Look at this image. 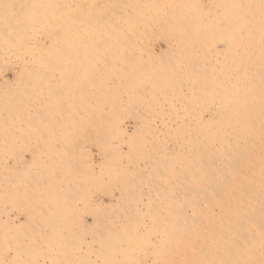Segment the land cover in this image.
I'll list each match as a JSON object with an SVG mask.
<instances>
[{
    "label": "bare ground",
    "instance_id": "6f19581e",
    "mask_svg": "<svg viewBox=\"0 0 264 264\" xmlns=\"http://www.w3.org/2000/svg\"><path fill=\"white\" fill-rule=\"evenodd\" d=\"M74 2L71 8L67 0H0V60L14 58L20 67L14 70L7 59L11 66L0 68V264H127L132 253L126 251L145 220L159 224L158 234L163 223L158 237L164 238L145 237L154 254L151 264H264V0H90L84 15ZM57 15L64 24L57 26ZM158 27L165 30L158 37L165 49L152 51L164 60L155 66V59L147 60L149 52L146 59L135 45ZM200 44L202 61L195 54ZM114 92L120 94L113 101ZM181 98L186 112L203 101L209 118L197 121L187 112L196 118L193 127L184 115L183 122H170L173 115L155 124L162 118L158 109L175 108ZM88 105L110 111L156 108L155 128L134 129L153 140L134 134L136 142L129 135L136 158L124 154L132 171L115 158L123 156L122 135H115L124 128L117 129L120 122L116 129L91 127L80 114ZM181 129L186 140L175 136L168 158L163 135L170 138ZM92 143L111 158L99 165L108 163L117 175L106 171L102 177L99 170L98 178L79 160L76 150ZM147 165L154 177L144 174ZM166 172L175 190L166 193L169 185L163 186L165 200L149 197L143 204L139 184L150 179L149 195L162 194ZM93 186H102L95 193L105 192L108 203L88 206L85 196ZM132 204H143L147 216L131 215ZM138 207L132 211H141ZM119 219L125 223L120 227Z\"/></svg>",
    "mask_w": 264,
    "mask_h": 264
},
{
    "label": "rangeland",
    "instance_id": "374dc122",
    "mask_svg": "<svg viewBox=\"0 0 264 264\" xmlns=\"http://www.w3.org/2000/svg\"><path fill=\"white\" fill-rule=\"evenodd\" d=\"M69 1H70L71 3L68 2V0H67L68 6H71V8H72V7H75V5H74V4H75V2H74L75 0H69ZM77 1H78V3H79V4H78V7L81 9L82 14L84 15V14H85V11L88 12V10H89L90 0H82V1L77 0ZM86 1H87V2H86ZM88 1H89V3H88ZM87 3H88V4H87ZM70 4H71V5H70ZM73 5H74V6H73ZM85 6H86V8H85ZM206 7H207V6L205 5L204 8H206ZM63 12H64V11H63ZM61 13H62V12H60V15H61ZM65 13H66V12H65ZM65 13H64V14H65ZM62 14H63V13H62ZM58 17H60V16L57 15V16H56L57 20L55 19V20H56L55 23L57 24V26H59L58 23H59L60 21H63V24H64V20H65V19H64V18H58ZM62 17H63V16H62ZM88 19H89V18H88ZM55 20H54V21H55ZM61 23H62V22H61ZM61 23H60V26L62 25ZM54 26L57 28V26H56L55 24H54ZM62 26H63V25H62ZM62 26H61V28H62ZM168 27H169V26H168ZM160 28H161V27H160ZM160 28L158 27V29L154 30V34H155V35H152L153 33H152V34H148V35H146V36L144 37V40H143L142 42L139 41L140 44H136V45H135V46L138 47L139 49H142V51H143L144 54H146L147 52H149V53H148L149 55L146 54L145 57L148 55L149 58L147 59V57H146V59H147L148 61H150V62H151V60H152V62H153V60L155 59V60H154L155 62H153L154 65H155L156 63H157V64L160 63L161 61H162V62L164 61V60H162V58H161V61H159L160 59L158 58V59H159V60H158L157 57H155V55L153 54V52H155L156 54H159L157 51H159V50H164V49H165V43L161 40V38L159 39L158 37H160V32L162 33L163 31H165V30H163V29H165V28H167V27L165 26V28H164V26H163V27H162L163 29L161 28L162 31H160ZM63 29H64V27H63ZM175 29H176V30H175ZM65 30H66V29H65ZM79 30H83V31H84V29H82V28H79ZM79 30H78V31H79ZM125 30H126V29H125ZM157 30H158V31H157ZM59 31H62V32H63L62 29L59 30ZM126 31H127V30H126ZM155 31H156V32H155ZM166 31H168V32H171V31H179V28L177 29V27H175V28L173 29V28L169 27V28H167ZM64 32H65V31H64ZM151 35H152V36H151ZM150 36H151V37H150ZM147 37H148V38H147ZM149 37H150V38H149ZM153 39H155V40H153ZM147 40H148V43H147ZM149 40H150V41H149ZM139 42H138V43H139ZM154 42H155V43H154ZM142 43H143L144 46H146V47L142 46ZM30 44H31V43H29L28 46H29V48L31 49L32 45H30ZM150 44H153V46L151 45V47H150ZM30 46H31V47H30ZM147 47H148V48H147ZM198 48H202V44H200L199 47L196 46V48H195V51H196L195 54L198 55V53H199L200 58H201L200 61H202V60H203V58H202L203 56L201 57L202 52H197V49H198ZM145 50H146V51H145ZM152 51H153V52H152ZM151 52H152V53H151ZM210 52L212 53V50H211ZM211 53L209 54V56L212 55ZM151 55H153L154 58H153V56H152V58H151ZM2 59H3V60H2V61L0 60V61H1V62H4V64H3V63H0V65H3V66H0V68L5 67V66H11V65H12V66H13L12 68H13L14 70H16V71H18V70L20 69L19 65L13 62V61L16 60V59L11 58V57H10V58H6V60H5V58H2ZM7 59H8V60L10 59L9 62L12 63V64L10 63L11 65H9V64L6 65V64H7L6 61H8ZM150 59H151V60H150ZM4 60H5V61H4ZM156 60H158V61H156ZM65 61H67V60H65ZM68 61H69V60H68ZM200 61H199V63H200V66L202 67V63H201ZM9 62H8V63H9ZM152 62H151V63H152ZM66 63H67V62H66ZM157 64H156L155 66H157ZM208 66H209V64L207 65V67H208ZM1 70H2V69H1ZM200 71H201V68H199V72H200ZM200 74H201V72H200ZM6 76H7L8 79H10V80L12 79V75H11L10 73H7ZM38 86H41V84L38 85ZM40 91H41V87H40ZM114 93H115V95L112 93V94L110 95V97H109V98H110L111 100H113V101H114V99H115L114 96L119 95L120 92H114ZM185 93H186V92H185ZM185 95H189V94L186 93ZM108 96H109V95H108ZM112 96H113L114 99H112ZM181 99H182V100L179 101L180 103H179V102H177L178 104L176 103L178 106H176L175 108H174V107H173V108L171 107V108H170L171 110H170L169 108L166 109L167 107H164V109H163V108H162V109H161V108L158 109L159 112H157V113H160V114H161V115H158V116H162L163 119H162V118L159 119V117H156L157 115L155 116V113H156V111H157L156 108H155V109L152 108L151 110H149L150 108L148 107L149 109H146V108H145L146 106H144V108H143V106H142L143 109H141L140 106L132 107V108H133V109H132V108H130L129 106L126 105L127 107H126V106H123V107H124L123 109H121L120 107H118V108H114V107H112L113 109H111V111H110V108H111V107H107V108H106V106H105L106 109H105V108H102V109H104V110L102 111V109H100V110H99V109H96V107H95L96 105L93 106L94 109L90 110V106L88 105L89 107L87 106V109L84 110V111H83L82 113H80V114H81L82 121H86V122H89V121H90V124H89V123H88V124H89L91 127H92V125H93V127H99V128H100V127H101V128H102V127H103V128H104V127L115 128L114 126H115L116 124L118 125V123L120 122V123H119L120 126H116L117 129H119V128L123 129V128H124L123 130H119V131H121V132H122V131L124 132V130H127V131H126V133L124 132L125 135H124L123 132H122V134H121V132H119V134L115 135L116 137H117L118 135H119V136L122 135V136H120V137H122V138H119V143H120V142L123 143V145H121L122 143L119 145V151H120L119 154H120L121 156L123 155L122 158L120 157V155H119L120 158H117V157H115V158H116L117 160H119V159L122 160V161L120 160L119 164L121 163L123 166H128V165H129L128 167H129V169L132 171V169H133V168H131V167H132V164H131V165L129 164V160H127V158H130V160H132L133 157H134V158H136V157H135V153L131 150L130 143H129V144L127 143V142L130 141V140H129V135L132 134V136H133L134 134H137L138 136L136 135V137H138V139H139V137L141 138V137L144 136L145 139L147 138L148 140H151V141L153 140V139H151L150 137H148V136H150V133H148L147 131H143V132H141L140 134H138V133H136V132L134 131L135 128H137V127H144V126H145V127L147 126V127L155 128V124H160V120H163V121L166 122L167 120H169L168 118L173 117V115H177V116H174L173 118H171L170 122H171L172 120L177 121L178 123H179V120H180L181 122H183V121L186 122L187 120H190V121H191V118H192L194 121H193V120L191 121V123H190V124H192L191 127L195 126V125L193 124V122H196V118H197V121L199 120V117H200V116H201L200 120L209 118V112L206 110V108H204L205 110L203 109V107H204L203 101L200 102V103H202L201 106H200V103H197V104L199 105V107L196 106L198 109H196L195 105L192 106V107H194V110H193V108L191 107V108H189L190 111H188V108H187V112H191V114H190V113H187V112H186V109H185V108H183V107L185 106V102H184L185 99H184V98H181ZM107 102H109V101H107ZM110 103H111V102H110ZM181 103H182V104H181ZM183 103H184V104H183ZM197 104H196V105H197ZM93 105H94V104H93ZM179 106H180V107L182 106V107L179 108ZM201 107H202V108H201ZM75 108H76V106H75ZM77 108H78V107H77ZM77 108H76V111L79 110V108H78V109H77ZM126 108H127V110H126ZM178 108H179V109H178ZM182 108H183L185 111H184ZM200 108L202 109L203 112L200 110ZM107 109H109V112H107ZM120 109L122 110V111H120V112H123V114L119 112ZM128 109H132V110H128ZM134 109H135V112H134V113H135V115L137 116V117H136L137 120L135 119V117H133V114H134V113H133L132 111H134ZM145 109H146V110H145ZM153 109H154V110H153ZM172 109H173V110H172ZM175 109H176V110H175ZM94 110H96V111H94ZM98 110H99L100 113H102V114L106 113V114H105V117H103L104 115H102V114L100 115V114L98 113V112H99ZM105 110H106V111H105ZM124 110H126V111H124ZM139 110H140V111H139ZM141 110H143V111L141 112ZM148 110H149V112H148ZM160 110H162V111L160 112ZM166 110H167V111H166ZM179 110H180V111H179ZM181 110H182V111H181ZM197 110H198V111H197ZM209 110L213 111L212 108H210ZM88 111H89V112H88ZM91 111H93V112H92L93 115H91ZM97 111H98V112H97ZM101 111H102V112H101ZM113 111H114V112H113ZM115 111H116V112H115ZM117 111H118V113H117ZM136 111H137V112H136ZM144 111H146V112H144ZM150 111H151V113H150ZM153 111H155V113H153ZM164 111H165V112H164ZM170 111H172V112H170ZM173 111H175V112H173ZM193 111H194L195 114L193 113ZM95 112H96L97 114H96ZM111 112H112V113H111ZM125 112H128L129 114H128V113L126 114ZM130 112H132V113H130ZM138 112H139V115H137ZM168 112H169V113H168ZM183 112H184V113H183ZM198 112H199V115H198ZM200 112H201V113H200ZM78 113H79V111H78ZM83 113H84L85 115H84ZM86 113H87V114H86ZM107 113H108V114H107ZM115 113H116V114H115ZM136 113H137V114H136ZM148 113H149V114H148ZM167 113H168V115H166ZM171 113H172V115H171ZM174 113H176V114H174ZM178 113H179V114H178ZM186 113H187V116H191V115L193 114V116L195 117V115H196V118H194L193 116H192L191 118H190V117H187V116H186ZM82 114H83V115H82ZM89 114H90V116H89ZM95 114H96V115H95ZM114 114H115V115H114ZM124 114H125V115H124ZM140 114H141V117H139ZM146 114H147V115H146ZM86 115H88L87 118L85 117ZM94 115H95V116H94ZM99 115H100L101 117H100ZM106 115H108V116L106 117ZM110 115H111V117H110ZM113 115H114V116H113ZM118 115H119V116H118ZM129 115H131L133 118H132L131 116H129ZM135 115H134V116H135ZM144 115H145V116H144ZM149 115H151V117H152V115H153L152 119H150ZM183 115H184V116H183ZM83 116H84V117H83ZM97 116H98L99 119H97ZM115 116H117V118H116ZM120 116H121V119H122V118H124V119H125V118H128L129 120H128V119H127V120L122 119V121L124 120V121L122 122L121 119H120ZM122 116H123V117H122ZM125 116H127V117H125ZM128 116H129L130 118H129ZM164 116H165L166 118H165ZM179 116H180V117L183 116V117H182V118H183V121H182V118L180 119ZM197 116H198V117H197ZM207 116H208V117H207ZM89 117H90V118H89ZM92 117H93V119H92ZM94 117H95V118H94ZM113 117H114V118H113ZM138 117L140 118L139 120H138ZM143 117H144V118L146 117L145 119H147V122H148V123H151V124L145 123L146 121H145V119H143ZM147 117H148V118H147ZM177 117H178V118H177ZM100 118H101V119H100ZM104 118H105L106 120H104ZM112 118H113V119H112ZM118 118H119V119H118ZM141 118H142L143 121H144V122H143L144 125L141 123V122H142V119H141ZM174 118H175V119H174ZM184 118H185V119H184ZM88 119H89V120H88ZM107 119H109V120H107ZM116 119L118 120V122H117ZM132 119H133V120L135 119V120L133 121ZM148 119H149V120H148ZM154 119H155V120H156V119H157V120L159 119V120H158L159 123L152 124V122L154 123V121H155ZM176 119H177V120H176ZM95 120H98V121L100 120V122H98V121H97L96 123H95V122H92V121H95ZM101 120H102V121H101ZM114 120H116V121H114ZM152 120H153V121H152ZM108 121H109V122H108ZM129 121H130V122H129ZM138 121H139V122H138ZM158 121H156V122H158ZM114 122H115V123H114ZM116 122H117V123H116ZM125 122H126V124H124ZM128 122H129V125H128ZM94 123H95V124H94ZM97 123H98V125L102 123L101 125H103V126H101V125L98 126V125H96ZM107 123H108V124L110 123L109 126L106 125ZM83 124H84V123H83ZM91 124H92V125H91ZM122 124H123L124 126H122ZM140 124H142V126H139ZM185 124H186V123H185ZM185 124H184V126H185ZM110 125H112V126H110ZM150 125H151V126H150ZM169 125L171 126V123L168 124V126H169ZM84 126H85V125H83V127H84ZM86 126H87V123H86ZM153 126H154V127H153ZM172 126H173V127L176 126V127H180V128H181V127H184L183 124H182V126H181V125H178V126H177V125H172ZM156 127L158 128L159 125L156 126ZM164 127H165V126H164ZM132 128H133V129H132ZM115 129H116V128H115ZM160 130H162L161 127L159 128V131H160ZM142 133H143V135H142ZM144 133H145V134H144ZM146 133H148L147 136H146ZM179 133H180V134H179ZM186 133H187L186 131H184V130L181 129L180 131H179V130L176 131V132L174 133V136L172 135L173 137L169 135L170 138H168V137H167V134H165V136L163 135V137H164V139H163V140H164V141H163L164 145H163V146L166 147V144H167L166 155H167L168 158L171 157V156H170V154H171V150H170L171 147H170V146H172L171 144H172V142H173V138H174L175 136L177 137V136L182 135V136H184V138H185V140H186ZM175 134H176V135H175ZM177 134H178V135H177ZM191 134L195 135V133H193V132H192ZM139 135H140V136H139ZM119 136H118V137H119ZM132 136H130V138H131ZM134 136H135V135H134ZM134 136H133V137H134ZM160 136H161V133H160ZM160 136H159V137H160ZM118 137H117V138H118ZM136 137H134V140H136V142H137L138 140L136 139ZM163 137L161 136L160 139H162ZM165 137H166V138H165ZM126 138H128V139H126ZM149 138H150V139H149ZM93 139H94V137H93ZM122 139H123V140H122ZM113 141H116V140H113ZM123 141H124V142H123ZM116 142H118V140H117ZM124 143H125V145L128 146L129 148H128V147L126 148V146L124 145ZM126 143H127L128 145H127ZM154 143H155V141H154ZM137 144H138V143H137ZM89 145H91V144H88V145L86 144V145H84V150H85V151H83V152H81V153H80V151L76 150V152L78 153V155H79V157H80L79 160L82 159L83 162H84L88 167L90 166L91 168H93L91 172H92V174H94V176H96V174L98 173L97 176H96V177H98V178H100L101 175H99V174H100L101 172H103V170H104V173H105V174L102 175V177H104V176L106 175V171H107V173H108V171H109L108 174H111V173H112V172L110 171V170H111V169H110L111 167H110V165H109L108 163L106 164L107 167H108V165H109V167L107 168V170H105V169H106V168H105V167H106L105 164L102 165V167L99 165L101 162H103V163L109 162V161H107V159H108V160H111V158H109L110 156H107L108 158H106V155H104V154L101 152V151L103 150L102 147H99V145L97 146V145H95V143H92V146L90 147V149H89ZM86 146H87V148H88L89 150L86 148ZM120 146H121V147H120ZM123 147H124L126 150H125ZM98 148H99L100 150H99ZM120 149H121V150H120ZM87 150H88L89 153L87 152ZM129 150H130V151H129ZM168 150H169V151H168ZM97 151H98V152H97ZM185 151L187 152V149H185ZM125 152H126V153H125ZM132 152H133L134 154H133ZM87 153H88V154H87ZM121 153H122V154H121ZM124 153H125L126 155H127V154L129 155V153H130V155H129L130 157L127 155V158H126V157H125L126 155H125ZM82 154H85V155L82 156ZM86 154H87V155H86ZM132 154H133V155H132ZM78 155H77V158H78ZM80 155H81L82 157H81ZM168 155H169V156H168ZM87 156H88V157L90 156V157L88 158ZM101 156H102V157H101ZM131 156H132V157H131ZM29 157H30V156H28V158H29ZM85 157H87V158L89 159V161H88V159L85 158ZM123 157H125V158H123ZM30 158H31V157H30ZM83 158H84V159H83ZM99 158H100V159H99ZM131 158H132V159H131ZM103 159H105V161H104ZM116 159H115V160H116ZM82 160H81V161H82ZM124 160H125V161H124ZM87 161H88V162H87ZM96 161H97V162H96ZM122 162H123V163H122ZM96 163H97V164H96ZM90 164H91L92 166H91ZM95 164L98 165V168L95 166ZM93 165L95 166V168H94ZM133 167H134V166H133ZM146 167H147V169H148V170H147L148 173H147V174L144 173V174H145V175H148V178H149V176H150V177H154L155 175H153V174H155V173H153V174L151 173V171H150L151 168H150L148 165H147ZM96 168H97V169H96ZM108 169H110V170H108ZM93 170H94V171H93ZM99 170H100L101 172H100ZM147 171H146V172H147ZM93 172H94V173H93ZM99 172H100V173H99ZM114 173L116 174L117 172H113L112 174H114ZM102 174H103V173H102ZM112 174H111V175H112ZM120 174H121V173L119 172L118 175H120ZM165 174H166V175H165ZM165 174L162 173V175H161V174H160V175H161L162 177H163V175H164L163 178L166 179V180H163V178H158L159 180L162 179V180L164 181V182H163V181H160L161 184L166 183V184H164V185H161L162 187L160 186V187H161V191H163V193H162V194H158V195H156L155 197H153V195H152V196L149 195V194H150V190L148 189V188H149L148 183L150 182V179H147L146 181L144 180L145 182L141 183V185L139 184L138 189H140V191L143 190V191L141 192L143 195L141 194V196H139L140 199H142V201L144 200L143 202H145V203H143V204H146V202L148 201L147 199H148L149 197H150L149 200H158V202H159L160 197H161L162 200H163V199L165 200L167 195H166L164 198H163V195H165L164 191L166 192V188H168V189H167L168 192H166V193H169L170 191L175 190V186H174L175 181H174V180H171V178L169 177V176L171 175L170 172H168V173L166 172ZM116 175H117V174H116ZM152 175H153V176H152ZM161 176H160V177H161ZM167 176H168L169 178H167ZM165 177H166V178H165ZM104 179H105V178H104ZM151 180H152V179H151ZM170 180H171V181H170ZM172 181H173L174 183H173ZM105 182H106V181H104V183H105ZM157 182L159 183V181H157ZM168 182H169V183H168ZM88 183H89V182H88ZM160 183H159V184H160ZM167 183H168V184H167ZM171 183L173 184L174 188H173V186H172ZM105 185H106V184H105ZM105 185H104V188H107V190H108V189L110 188V186L107 185V186H109V187H107V186H105ZM143 185L147 186V187H146L147 189H146V188L144 189L145 186H143ZM168 185H169V186H168ZM88 186H89V184L86 185V189H88ZM98 186H99V185H98ZM163 186H168V187H166V188L164 187V188H163ZM93 187H94V186H93ZM93 187H91V190H89V194L86 193V196H85V200H87L88 206H91V205H89V203H93V202H96V203H97L98 200L101 201L102 203H108L109 198H108V196L105 194V192L100 191V193H95V191L98 192L97 188H99V190H102V186H100L101 188L95 186V187H96V188L94 187L95 190L93 189ZM171 188H172V189H171ZM170 189H171V190H170ZM92 190H94V191H92ZM148 190H149V191H148ZM91 191H92V192H91ZM147 193H148V194H147ZM94 194H95V195H94ZM97 194H98V195H97ZM102 194H103V195H102ZM90 195H91V196H90ZM92 195H94V196H92ZM145 195L148 196V197H146ZM161 195H162V196H161ZM157 196H158V197H157ZM89 197H90V199L88 200ZM91 197H92V200H91ZM96 197H97V201H96ZM133 197H134V199H136V200H138V198H139L138 196H136V198H135V196H133ZM133 197H132V198H133ZM143 198H144V199H143ZM146 198H147V199H146ZM153 198H154V199H153ZM156 198H157V199H156ZM145 199H146V200H145ZM161 199H160V200H161ZM91 201H93V202H91ZM94 204H95V203H93V206H94ZM143 204H139V206L142 205V207H143ZM78 205H79V204H78ZM78 205H77L78 208H79V207H80V208L82 207V205H79V206H78ZM102 205L104 206L105 204H102ZM133 205H135V204H132V206L130 207V208H132L131 211L138 207V204H137V207H133ZM135 206H136V205H135ZM158 206H159V205H158ZM142 207H138L139 209H141V211H138V210H137L138 212H137V211H136V212H135V211H134V212H133V211H132V212L130 211V214H131V213H132V214H133V213H140V214L143 215V216H147L148 211H147V210H146V211H143L144 209H143ZM145 207H146V206H145ZM145 207H144V208H145ZM119 214H120V213H119ZM132 214H131V215H132ZM14 215H15L14 212L11 213V216H14ZM121 215H122V214H121ZM121 215H120V216H121ZM86 216H87V217H86ZM83 217H84L85 221H87V222L90 221V216H89V215H84ZM85 217H86V218H85ZM19 219H20V221H22V220H23V217H22V216H19ZM119 221H120V223H121L122 220L119 219ZM145 222H146V224H147V225H146L147 228H146V226H145V223H142V224L144 225V229H143L142 234H145V235L141 236L142 234H137L135 237H133L134 241H136V242H134V243H132V244L130 245V250H131V252H130L129 250L126 251L127 254H128V253H129V254L132 253V254H131V257H130L131 260H130V258H128L129 255L126 257V258H128V259L126 260L127 264H139V263H140V264H151V261H152V259H153V255H154V254H153V250H152V248H151L150 245H149V241L146 242L147 238L145 239V237H147V234H148V236H151V235L153 236V238H151L152 236L148 238L150 241H155L156 239H159V237L161 236V234H160L161 232H160V231H162L161 224H163V223H160V226L158 227L159 230L161 229V230L159 231V234H158V232H156V231H158L157 228H156V226L159 225L158 223H155V224H154V223H149V225H148V221L145 220ZM80 224H81V223H77L76 227H74V231H76L77 234L80 233V228H78V226L80 227ZM115 224H116L117 226L120 227V225L125 224V223H123V221H122L121 224H119V223H115ZM118 224H119V225H118ZM129 224H131V223H129ZM134 224L136 225V223H134ZM137 224H138V223H137ZM151 224H153V225H151ZM156 224H157V225H156ZM8 226L10 227V226H11V223H10V225L8 224ZM12 226H13V224H12ZM148 226H150V227H148ZM154 226H155V227H154ZM152 227H153V228H152ZM160 227H161V228H160ZM76 228H77V229H76ZM75 229H76V230H75ZM78 229H79V231H78ZM145 229H146V230H145ZM148 229H149V230H148ZM155 229H156V231H154ZM10 230L13 231V227H11ZM147 230H148V231H147ZM12 231H11V232H12ZM149 231H150V235H149ZM152 233H153V234H152ZM155 233H156V234H155ZM79 235H80V234H79ZM154 235H155V236H154ZM82 236H83V238L85 237V235H83V234H82ZM158 236H159V237H158ZM86 237H87V236H86ZM142 237H143L142 240H141V239H138V238H142ZM155 237H156V239H155ZM79 238H80V237H79ZM162 238H164V237H161V239H162ZM88 239H89V237H88ZM136 239H137V240H136ZM161 239H159V240H161ZM138 240H139V242H138ZM156 241H157V240H156ZM142 242H143V244L146 242L145 247H146V245H149V247H148V246L146 247V249H147V251L149 252V254L146 253V251H145L146 249H145V248L143 249L144 245L142 244ZM136 243H137V244H136ZM138 244H140L141 246L139 247ZM136 245H137L138 247H137ZM132 246H133V248H132ZM135 246L137 247L138 250H137L136 248H134ZM141 247H142V248H141ZM139 249H140V250H139ZM141 249L145 251V254H144V251H142ZM133 250H134L135 252H136V251H139V253H140V252H141V253L139 254L138 252H136V253L138 254V255H137ZM151 251H152V253H151ZM126 252L121 253V254H123V255L125 254L124 256H126V255H127ZM133 252H134V253H133ZM142 252H143V253H142ZM121 254H120V256H121ZM133 254L136 255V256H134ZM141 254H143V259H141V258H142V256H140ZM152 254H153V255H152ZM132 255H133L136 259H135L134 257L132 258ZM140 257H141V258H140ZM139 259H140V260H139ZM150 259H151V261H150ZM136 260H138V261H136ZM130 261H131V262H130ZM134 261H136V262H134ZM148 261H150V262L148 263Z\"/></svg>",
    "mask_w": 264,
    "mask_h": 264
}]
</instances>
